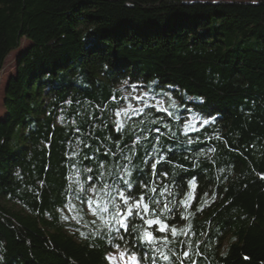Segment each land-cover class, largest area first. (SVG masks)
I'll return each instance as SVG.
<instances>
[{
    "label": "trees",
    "instance_id": "obj_1",
    "mask_svg": "<svg viewBox=\"0 0 264 264\" xmlns=\"http://www.w3.org/2000/svg\"><path fill=\"white\" fill-rule=\"evenodd\" d=\"M24 37L0 117V264H110L120 241L100 218L70 233L59 208L86 201L79 183L105 171L98 162L114 170L121 152L131 191L169 203L161 218L177 229H149L167 261L125 234L121 249L148 254L140 264H264V0H0V70ZM125 79L174 95V115L150 105L117 132Z\"/></svg>",
    "mask_w": 264,
    "mask_h": 264
},
{
    "label": "snow or ice",
    "instance_id": "obj_2",
    "mask_svg": "<svg viewBox=\"0 0 264 264\" xmlns=\"http://www.w3.org/2000/svg\"><path fill=\"white\" fill-rule=\"evenodd\" d=\"M127 83V81H125ZM135 87V86H133ZM136 101L142 102L143 107H133L131 103L127 105L126 108H120L115 112L117 119L115 120V129L117 132L121 131L124 128V122L121 121L120 117H125L130 119L133 115H139L144 113L146 107H150L147 101V93H144L141 96L133 97ZM125 100L128 97H124ZM160 111H167V109H158ZM169 115H174L169 113ZM204 124L209 123L208 120L203 121ZM167 127V125H165ZM186 128H190L191 125H185ZM150 131V130H147ZM157 132L160 131L159 128L156 129ZM141 136L136 137L135 143H139ZM156 140H159L160 137H155ZM189 144L192 143L191 140L188 141ZM97 151H99L97 149ZM157 151H159L157 149ZM75 155V153H73ZM103 155L105 156H115V153H112L110 150H106ZM88 160H92V156L85 157ZM120 158L124 161L121 164H117L114 170H109L104 163L98 162V168L104 169L105 171H99L96 176L86 175L87 181L90 182L87 188L81 187L80 192L77 193L79 196L81 193H84L87 196V206L93 211V214L98 216L100 220L105 225V228L102 230L113 236V239H117L120 243L115 244V248L118 252L116 254L106 256V260H110L115 264V261L119 259L123 261V264H140V261L147 257V253H141L139 256L135 250H130L125 245L124 250L121 249V244L125 243V234L131 232L134 236V239L128 241L134 247L137 242L147 243L149 245V251H155L158 257H162L164 260H170V256L166 253L161 252L159 247H154L157 236L154 235L153 231L149 229L156 225L158 226L155 231L158 233H167L169 230L172 235L177 234V229L171 227L166 223L165 219H162L161 216L165 213H169L171 209L169 208V203H164L161 207V201L156 197H147L143 194L136 195L131 190L134 188V182L131 177L133 176V163L132 155H127L124 152H121ZM165 160L164 156H161L159 160L151 164V171L156 175V170L158 165ZM77 173H80V169H76ZM94 169L92 167H85L83 172L85 174L93 173ZM137 171H141L137 169ZM164 177H167L168 173H160ZM111 182H109V179ZM189 186L195 185V180L188 181ZM141 188L147 190L151 193H159L160 197L166 196L168 194V187L163 186L157 188L156 186H150L148 183L139 181ZM90 193V194H88ZM192 196V193L188 194ZM147 199V202H146ZM182 204H187V201H180ZM138 217L143 221V225L147 227H135L130 228V220ZM183 218V217H182ZM138 233V235H135ZM161 239L165 242V245L168 242V237L163 236ZM184 257L189 258L190 253L184 252ZM176 264H181L179 257L174 258ZM152 264H156V257H152Z\"/></svg>",
    "mask_w": 264,
    "mask_h": 264
},
{
    "label": "rangeland",
    "instance_id": "obj_3",
    "mask_svg": "<svg viewBox=\"0 0 264 264\" xmlns=\"http://www.w3.org/2000/svg\"><path fill=\"white\" fill-rule=\"evenodd\" d=\"M184 1H191V0H184ZM216 1H230V2H247V1H256V0H216ZM31 44V42L26 39L25 37L21 39L20 46L12 50L9 55L7 56L3 68L0 70V117L5 114V108L3 105L4 95H5V87L9 80V78L15 74L16 72V63L17 59L22 54L26 48ZM127 81V83H125ZM135 86V87H133ZM118 87L123 92V97H128L127 100L124 99L120 103V108H126L129 103L133 105V107H143L142 102L136 101L133 97L135 96H141L144 93H147V101L149 105L156 106L157 109H167L166 115L169 116V113H172L171 107H176L178 105V101L174 97V95H171V93H165L164 95H159L158 93H153L150 90L147 89V86L142 81H134L131 79H125L118 85ZM118 109V110H119ZM135 116V115H133ZM131 116V118L133 117ZM185 124H190L191 127L196 126V123L199 122L200 118L192 113V112H186L183 115ZM117 118V117H116ZM121 121L129 120L125 117H120ZM190 127V128H191ZM189 130V129H187ZM83 187L80 183L78 185V189ZM90 194V193H88ZM9 205H12L13 207L19 209L22 208V205L17 201H7ZM59 212L61 213V219L66 224L65 229L73 233L77 229L75 227V224H86L88 220L95 219L97 216L93 214V211L88 208L87 206V200L86 201H80L76 196L74 195L71 201L66 204L63 208H59ZM227 242L224 241V245H226ZM123 250V249H120ZM116 254L118 256V252L116 248L109 252L107 256ZM110 264H113L112 261H110ZM115 264H123V261H120L117 259L115 261ZM131 264V262H129Z\"/></svg>",
    "mask_w": 264,
    "mask_h": 264
}]
</instances>
